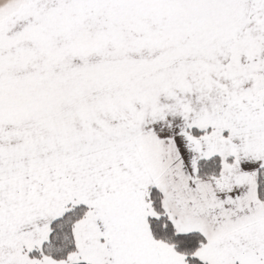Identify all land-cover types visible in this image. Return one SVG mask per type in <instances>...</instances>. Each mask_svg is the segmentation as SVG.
I'll list each match as a JSON object with an SVG mask.
<instances>
[{
  "label": "snow or ice",
  "instance_id": "6c2138e0",
  "mask_svg": "<svg viewBox=\"0 0 264 264\" xmlns=\"http://www.w3.org/2000/svg\"><path fill=\"white\" fill-rule=\"evenodd\" d=\"M0 264H264V0H0Z\"/></svg>",
  "mask_w": 264,
  "mask_h": 264
}]
</instances>
